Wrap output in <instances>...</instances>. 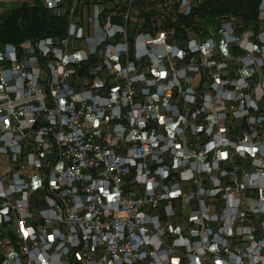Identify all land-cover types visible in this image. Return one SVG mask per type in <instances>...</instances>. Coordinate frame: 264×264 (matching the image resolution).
Segmentation results:
<instances>
[{
    "label": "built area",
    "instance_id": "1",
    "mask_svg": "<svg viewBox=\"0 0 264 264\" xmlns=\"http://www.w3.org/2000/svg\"><path fill=\"white\" fill-rule=\"evenodd\" d=\"M43 2L66 34L0 45V264H264L259 36L169 44L202 0Z\"/></svg>",
    "mask_w": 264,
    "mask_h": 264
},
{
    "label": "trees",
    "instance_id": "2",
    "mask_svg": "<svg viewBox=\"0 0 264 264\" xmlns=\"http://www.w3.org/2000/svg\"><path fill=\"white\" fill-rule=\"evenodd\" d=\"M262 2L263 0H202L195 12L189 16H185L180 6H176V19L168 17L164 24V28L176 29V33L168 40L169 44L185 49L189 39L188 28L198 30L195 36L201 42L210 36L212 28L214 39L221 43L223 24L230 23L234 35L240 36L249 31L252 34L250 40L259 49L261 42L258 36L264 31V21L260 19ZM196 24H199L198 28ZM66 30V19L56 17L43 0H33L30 4L22 3L0 11V45L19 44L27 39L42 37H62ZM227 51L232 56L241 52L235 43L229 44ZM220 57L224 55L220 54ZM249 81L255 84L258 77H250ZM260 106L264 108V99L260 101Z\"/></svg>",
    "mask_w": 264,
    "mask_h": 264
},
{
    "label": "crops",
    "instance_id": "3",
    "mask_svg": "<svg viewBox=\"0 0 264 264\" xmlns=\"http://www.w3.org/2000/svg\"><path fill=\"white\" fill-rule=\"evenodd\" d=\"M33 0H0V10H5L6 8H12L22 3H32ZM4 6V7H3Z\"/></svg>",
    "mask_w": 264,
    "mask_h": 264
},
{
    "label": "rangeland",
    "instance_id": "4",
    "mask_svg": "<svg viewBox=\"0 0 264 264\" xmlns=\"http://www.w3.org/2000/svg\"><path fill=\"white\" fill-rule=\"evenodd\" d=\"M4 7V6H3ZM8 9H10V7L9 8H6L5 10H8ZM259 39L262 41V42H264V34H262V35H259ZM251 41V40H250ZM249 41V42H250ZM226 48H227V46H225V45H222L220 42H218V53H219V51H226ZM231 70H233V75L235 74V73H238V74H240L239 73V66H238V64H236V63H232V67H231ZM225 74H230V72L228 71V72H226ZM207 87H208V85H206ZM204 92V91H203ZM202 92V93H203Z\"/></svg>",
    "mask_w": 264,
    "mask_h": 264
},
{
    "label": "snow or ice",
    "instance_id": "5",
    "mask_svg": "<svg viewBox=\"0 0 264 264\" xmlns=\"http://www.w3.org/2000/svg\"><path fill=\"white\" fill-rule=\"evenodd\" d=\"M223 155V154H222Z\"/></svg>",
    "mask_w": 264,
    "mask_h": 264
}]
</instances>
